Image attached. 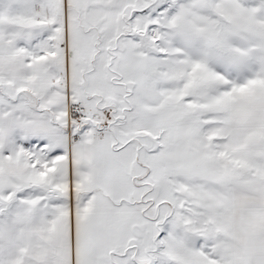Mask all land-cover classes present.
Listing matches in <instances>:
<instances>
[{
    "label": "snow or ice",
    "instance_id": "6c2138e0",
    "mask_svg": "<svg viewBox=\"0 0 264 264\" xmlns=\"http://www.w3.org/2000/svg\"><path fill=\"white\" fill-rule=\"evenodd\" d=\"M0 264H264V0H0Z\"/></svg>",
    "mask_w": 264,
    "mask_h": 264
}]
</instances>
